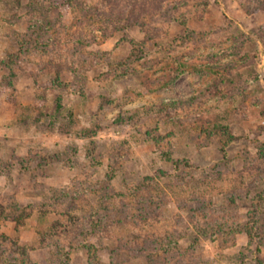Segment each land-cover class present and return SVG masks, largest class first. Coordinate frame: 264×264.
Instances as JSON below:
<instances>
[{"label":"rangeland","instance_id":"374dc122","mask_svg":"<svg viewBox=\"0 0 264 264\" xmlns=\"http://www.w3.org/2000/svg\"><path fill=\"white\" fill-rule=\"evenodd\" d=\"M0 264H264V0H0Z\"/></svg>","mask_w":264,"mask_h":264},{"label":"trees","instance_id":"16d2710c","mask_svg":"<svg viewBox=\"0 0 264 264\" xmlns=\"http://www.w3.org/2000/svg\"><path fill=\"white\" fill-rule=\"evenodd\" d=\"M170 105H171V104H163V103H161V104L159 105V107H160L161 109H167Z\"/></svg>","mask_w":264,"mask_h":264}]
</instances>
